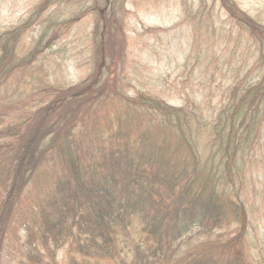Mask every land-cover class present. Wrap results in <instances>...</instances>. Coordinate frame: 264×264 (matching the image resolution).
<instances>
[{"label":"trees","instance_id":"trees-1","mask_svg":"<svg viewBox=\"0 0 264 264\" xmlns=\"http://www.w3.org/2000/svg\"><path fill=\"white\" fill-rule=\"evenodd\" d=\"M91 1H68L86 6L71 21L93 15L79 83L48 84L17 52L21 28L0 34V264H264V25L217 0L250 51L209 98L174 106L132 90L120 2Z\"/></svg>","mask_w":264,"mask_h":264},{"label":"rangeland","instance_id":"rangeland-1","mask_svg":"<svg viewBox=\"0 0 264 264\" xmlns=\"http://www.w3.org/2000/svg\"><path fill=\"white\" fill-rule=\"evenodd\" d=\"M42 1L45 3L47 0H0V34L21 28L20 33L23 32L18 41L19 46L17 44V52L24 59L33 61L32 65L35 64L37 70L42 67L48 84L69 86L87 79L93 70L90 63L92 50L88 41L89 32L93 28L92 12H86L80 20L71 21V18L86 11V6L82 3L72 5L68 3L69 0H51L46 5V12L42 13V5L37 8ZM118 1L120 3L115 7H118L117 11L123 12V22L119 21L123 24L129 43V61L126 66L128 73L135 79L132 90H147L171 105L181 106L195 96L198 101H201L202 95L209 98L216 90L213 88H217L211 82L213 75L217 79L225 75L228 79L224 83H228L234 69L241 72L239 65H242L241 58L250 51L245 49H248L249 44L244 36L238 42L239 29L236 22L222 8L220 1ZM232 2L249 17L264 25V0ZM89 4L93 5V2L89 0ZM197 16L203 17V22L214 20L216 32L213 34L197 28ZM56 18L59 24L53 25ZM47 25L50 27L46 28ZM53 39L54 44L47 46V42ZM35 51L41 55L31 54ZM191 52L195 59L190 55ZM215 61L219 67L214 65ZM216 68L217 74L214 72ZM250 69L251 66L247 65L242 74H247ZM252 73L254 77L256 74ZM188 94L190 97H187ZM201 105L203 108H212L210 103ZM249 194L252 201H260L261 198H256L252 191ZM258 215V227L264 231V217ZM260 235L264 238V232ZM7 255L3 252L2 264H10ZM58 259H64L63 251L59 252Z\"/></svg>","mask_w":264,"mask_h":264}]
</instances>
